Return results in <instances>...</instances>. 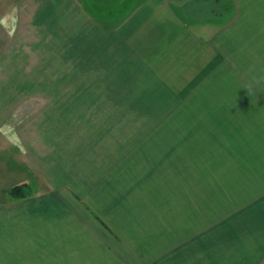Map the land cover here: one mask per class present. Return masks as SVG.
<instances>
[{"label":"crops","instance_id":"0c3cea01","mask_svg":"<svg viewBox=\"0 0 264 264\" xmlns=\"http://www.w3.org/2000/svg\"><path fill=\"white\" fill-rule=\"evenodd\" d=\"M228 2L59 3L80 6L84 24L93 20V62L106 60L117 84L133 77L132 92L141 93L164 79L195 82L188 70L211 65ZM213 126L212 138L188 144L187 156L172 141L171 150L138 158L139 168L121 180L125 173L111 160L105 172L70 175L72 183L63 169L40 179L57 170L42 163L51 155L44 139L15 142L18 162L0 164V264H264V124ZM231 130L237 133L225 136ZM86 177L89 188L81 187ZM17 185L26 194L10 199Z\"/></svg>","mask_w":264,"mask_h":264},{"label":"rangeland","instance_id":"374dc122","mask_svg":"<svg viewBox=\"0 0 264 264\" xmlns=\"http://www.w3.org/2000/svg\"><path fill=\"white\" fill-rule=\"evenodd\" d=\"M59 2L0 0V164L18 162L15 142L40 137L51 152L42 163L57 170L38 178L63 169L72 183L70 175L105 172L111 160L121 180L139 168L138 158L169 151L172 141L187 156L188 144L212 138L213 125L264 124V0H229L228 25L223 15L224 27L213 32L211 65L188 70L198 74L194 83L164 79L141 93L132 92L133 77L117 84L106 60L93 62V20L84 24L80 6ZM4 177L0 171V183ZM92 182L83 178L81 187Z\"/></svg>","mask_w":264,"mask_h":264},{"label":"trees","instance_id":"16d2710c","mask_svg":"<svg viewBox=\"0 0 264 264\" xmlns=\"http://www.w3.org/2000/svg\"><path fill=\"white\" fill-rule=\"evenodd\" d=\"M229 5H230V2L228 3ZM229 10H230V8H229ZM26 188V186H18V187H15L12 191H11V193H10V195L13 197H18L19 196V193L21 192H23V196L26 194V192H24V189Z\"/></svg>","mask_w":264,"mask_h":264},{"label":"clouds","instance_id":"9594fccd","mask_svg":"<svg viewBox=\"0 0 264 264\" xmlns=\"http://www.w3.org/2000/svg\"><path fill=\"white\" fill-rule=\"evenodd\" d=\"M253 83H259V81H257V80H253ZM245 89H247V92H252V90H253V88H252V84L250 83V84H248V85H246L245 86Z\"/></svg>","mask_w":264,"mask_h":264}]
</instances>
